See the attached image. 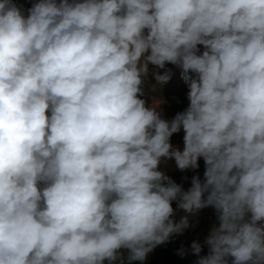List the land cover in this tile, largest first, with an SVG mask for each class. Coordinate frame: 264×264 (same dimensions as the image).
I'll return each mask as SVG.
<instances>
[{"label":"clouds","instance_id":"9594fccd","mask_svg":"<svg viewBox=\"0 0 264 264\" xmlns=\"http://www.w3.org/2000/svg\"><path fill=\"white\" fill-rule=\"evenodd\" d=\"M209 207L195 264H264V0H0V264H142Z\"/></svg>","mask_w":264,"mask_h":264},{"label":"rangeland","instance_id":"374dc122","mask_svg":"<svg viewBox=\"0 0 264 264\" xmlns=\"http://www.w3.org/2000/svg\"><path fill=\"white\" fill-rule=\"evenodd\" d=\"M36 0H16V3L24 10H27L32 6ZM201 51H203V46H199ZM169 67H176L175 65H167ZM178 68V67H177ZM149 70L154 69L152 65H149ZM147 106H155L156 110L160 113L163 118L165 113V105L161 100L156 97H147L144 99ZM184 132L180 131L178 136L175 138V146L178 142H183ZM200 162V172L205 171L204 161L201 158ZM176 203H173V208L176 209ZM183 215L179 210L176 212V219ZM217 215L213 208L202 209L198 217L193 218V226L185 229L182 235L173 234L168 242L157 246L148 255L147 259L142 262V264H195L198 257L193 254L191 245L194 241L199 242L203 247L200 253L201 256L208 254V246L204 244L205 239L209 235L210 229L214 224H217ZM183 249V254H179V250ZM134 264H141V262L136 261Z\"/></svg>","mask_w":264,"mask_h":264},{"label":"trees","instance_id":"16d2710c","mask_svg":"<svg viewBox=\"0 0 264 264\" xmlns=\"http://www.w3.org/2000/svg\"><path fill=\"white\" fill-rule=\"evenodd\" d=\"M171 73L166 81L157 80L156 76L165 75L164 69L149 70L147 77L142 85L143 95L141 99H146L147 97H156L161 100L165 105V113L163 119H172L176 113L182 112L187 108L189 101L187 98V93L189 91L188 85L183 79V74L181 69L177 67H169ZM183 131V130H181ZM179 133V132H178ZM178 133H174L171 137V143L175 144V138ZM179 147H183V142H178ZM200 165V162H198ZM161 168L166 172V174L171 177L177 184L182 185L183 189L186 191L191 187V180L193 176H199L201 181L204 179V172H200V167L197 169H189L181 172L176 169L174 164L169 162L168 165H161ZM173 203H176L175 201ZM173 206V205H172ZM177 207V204H175Z\"/></svg>","mask_w":264,"mask_h":264}]
</instances>
